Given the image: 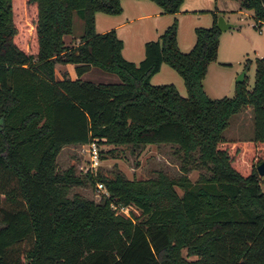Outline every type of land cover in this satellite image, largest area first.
<instances>
[{
	"label": "trees",
	"instance_id": "trees-1",
	"mask_svg": "<svg viewBox=\"0 0 264 264\" xmlns=\"http://www.w3.org/2000/svg\"><path fill=\"white\" fill-rule=\"evenodd\" d=\"M150 1L173 14L182 0ZM235 1L264 22V0ZM73 12L82 30L64 40ZM95 12L118 14L120 0H0V264H264V174L255 169L264 160V56L249 89L242 80L231 96L210 98L201 81L216 55L215 11L209 26L193 28L187 51L173 18L137 63L123 58L112 28L95 31ZM56 63L72 64L75 77L56 79ZM161 63L185 96L149 82ZM92 66L118 80L79 78ZM244 107L252 137L224 140ZM93 141L99 158V145L172 144L207 174L98 177L100 201L67 196L82 181L71 168L58 172L56 155ZM128 205L139 216L116 212Z\"/></svg>",
	"mask_w": 264,
	"mask_h": 264
},
{
	"label": "rangeland",
	"instance_id": "rangeland-1",
	"mask_svg": "<svg viewBox=\"0 0 264 264\" xmlns=\"http://www.w3.org/2000/svg\"><path fill=\"white\" fill-rule=\"evenodd\" d=\"M122 1L125 10L123 15L98 14L101 15L100 17L108 18H97L95 30L99 31L108 25L116 24L118 19L115 17L133 18L116 29L123 43L122 54L128 58L127 60L137 63L143 56L144 40L157 39L154 28L159 32L173 18L176 20L177 47L183 52L187 51L194 41L193 28L209 26L212 22L211 11H215L216 16H223L226 21L235 26L219 32L215 59L207 64L203 77V90L210 98L229 97L233 94L235 78L241 71H244L245 88L251 87L254 61L264 56V22L254 24L247 10H238L235 0H182L176 14L161 13L160 8L150 0ZM130 2L140 4V6L134 8L129 6ZM155 12L157 15H154ZM140 14L149 15L135 19V16ZM82 25V19L73 12L72 32L70 35H64V40L76 38L82 30ZM138 49L141 51L140 58L136 54ZM74 75L72 64H55L56 79L62 76L74 78ZM79 78L93 82H116L118 80L114 73L105 72L93 66L82 73ZM150 81L151 84L171 83L181 96L186 94L181 77L165 63H162L160 70ZM252 135L253 121L250 107H244L231 114L227 126L221 132L222 138L226 141L247 139ZM99 147H102V153L95 166L89 161L86 145H64L58 151L55 158L56 170L61 172L71 168L73 174L82 181L79 185L69 186L67 196L77 194L87 199L100 201L101 195L105 196L106 192L103 186L97 188L96 185L100 183L98 177L111 178L119 175L126 179L138 180L156 178L158 174H164L168 178H176L182 174V168L186 170L185 175L190 181L196 180L200 173L207 174L204 168L195 167L196 162L192 161V157L185 156L177 146L172 144L138 146L122 144L99 145ZM192 156L195 157V154ZM91 179H94V183ZM175 190L180 194L178 187H175ZM116 212L125 216H139L140 214L137 208L130 205L117 208Z\"/></svg>",
	"mask_w": 264,
	"mask_h": 264
},
{
	"label": "crops",
	"instance_id": "crops-1",
	"mask_svg": "<svg viewBox=\"0 0 264 264\" xmlns=\"http://www.w3.org/2000/svg\"><path fill=\"white\" fill-rule=\"evenodd\" d=\"M122 0H120V6H121V12L120 13H118V14H106V15H108V16H122L123 14L122 13H124L125 12V10H124V8H123V5H122ZM129 6H133L134 8L136 7V6H140V4H137V3H129ZM100 13H102V12H95L94 13V29H95V25H96V21H97V18L99 19H102V18H104V19H107L108 17H104V16H102V17H100L101 15H98V14H100ZM129 13H130V11H129ZM103 14H105V13H103ZM176 14V13H175ZM147 15H149V14H140V15H137V16H135V19H137V18H140V17H143V16H147ZM154 15H157V12H155L154 13ZM98 16V17H97ZM115 18H117L118 19V21L116 22V24H114V25H112V26H107L106 28H104V29H101V30H99V31H96V32H98V33H100V32H104V31H106V30H109V29H113L114 30V32H115V34H116V36L120 39V37L117 35V32H116V29L118 28V27H120V26H122V24H124L127 20H132L133 18H127L126 16L125 17H115ZM164 28H161V30H163ZM161 30L159 31V32H157L158 30L156 29V28H154V31L156 32V37L161 33ZM121 40V39H120ZM122 41V40H121ZM145 41H147V40H144V42ZM143 42V43H144ZM177 42V41H176ZM122 47H123V43H122ZM139 51H137L136 52V54H137V56H138V58H140L141 56H140V53H141V51H140V49H138ZM121 54H122V48H121ZM122 56H123V58L125 57L123 54H122ZM143 57V56H142ZM126 58V57H125ZM128 58H126V60H127ZM130 59V58H129ZM135 63V62H134ZM161 65H162V63H161ZM161 65H160V67H159V70H160V68H161ZM89 70V69H88ZM158 70V71H159ZM156 74V73H155ZM155 74H153L151 77H150V79H149V81L151 80V78L155 75ZM243 76H244V73H243ZM74 77H75V75H74ZM80 77V76H79ZM73 78V77H72ZM244 78V77H243ZM151 82V81H150ZM152 83V82H151ZM201 83H202V88H204L203 87V79H202V81H201ZM235 83H236V81H235ZM178 91V90H177ZM248 108V107H247ZM70 145H73V144H70ZM81 146H83V145H81Z\"/></svg>",
	"mask_w": 264,
	"mask_h": 264
},
{
	"label": "water",
	"instance_id": "water-1",
	"mask_svg": "<svg viewBox=\"0 0 264 264\" xmlns=\"http://www.w3.org/2000/svg\"><path fill=\"white\" fill-rule=\"evenodd\" d=\"M215 25L219 29V31H224L226 29H229L231 27H234L235 24L226 21L223 16L217 15L215 19ZM243 73L244 71H241L237 77L235 78L236 82H241L243 80ZM255 169L258 175H263L264 174V160L258 162L255 165Z\"/></svg>",
	"mask_w": 264,
	"mask_h": 264
},
{
	"label": "built area",
	"instance_id": "built-area-1",
	"mask_svg": "<svg viewBox=\"0 0 264 264\" xmlns=\"http://www.w3.org/2000/svg\"><path fill=\"white\" fill-rule=\"evenodd\" d=\"M80 145H86V151H87V155L89 157V161L91 162V164L93 166L98 164V160H99V156H98V147L96 145V143L90 142L87 144H80ZM97 188H102V184L98 183ZM120 208V207H119Z\"/></svg>",
	"mask_w": 264,
	"mask_h": 264
}]
</instances>
